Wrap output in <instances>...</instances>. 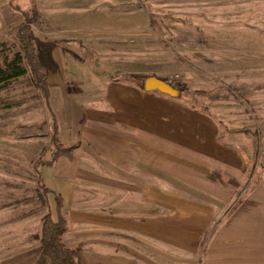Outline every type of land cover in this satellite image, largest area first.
I'll list each match as a JSON object with an SVG mask.
<instances>
[{
    "label": "crops",
    "instance_id": "obj_1",
    "mask_svg": "<svg viewBox=\"0 0 264 264\" xmlns=\"http://www.w3.org/2000/svg\"><path fill=\"white\" fill-rule=\"evenodd\" d=\"M259 5L199 0L197 13L185 8L214 17L216 61L244 56V74L254 75L251 57H264V40L261 33L249 36L256 22L248 23ZM204 25L201 31H207ZM50 53L40 52L41 61L56 64ZM102 90L90 94L103 98L80 104L81 122L69 124L75 133L68 138L76 136L70 146L77 147L68 167L62 165L68 156L40 167L45 186L62 198V242L78 249L81 264H264V182L225 212L237 202L246 157L221 136L218 122L137 85L107 82ZM50 205L54 210L52 195ZM12 242L7 264H14ZM22 247L16 263L45 264L39 242L36 257L29 242Z\"/></svg>",
    "mask_w": 264,
    "mask_h": 264
},
{
    "label": "rangeland",
    "instance_id": "obj_2",
    "mask_svg": "<svg viewBox=\"0 0 264 264\" xmlns=\"http://www.w3.org/2000/svg\"><path fill=\"white\" fill-rule=\"evenodd\" d=\"M198 2L0 0L1 54L11 59L16 51L11 29L22 21V15L13 4L21 9L34 4L41 21L40 28L34 27L38 48L45 54L51 48L56 60L54 64L53 58L51 63L42 59L46 75L50 73L48 106L29 83L28 73L0 83V264L9 262V237L13 238L14 264H20L16 263L18 253L28 242L31 258L37 255L35 245L39 241L34 234L46 209L38 199V179L31 162L42 148H50L49 110L54 113L61 141L70 146L76 136L68 138L75 133L68 127L81 122L80 104L103 98L102 94L92 97L90 93L99 88L103 93L107 82L139 87L138 77L115 80L114 76L153 75L163 79L180 90V96L173 98L218 122L221 136L236 143L246 157L236 201L253 185L264 182V57H251L254 75L244 74L246 64L240 63L244 56L240 61H216L214 17L188 14L185 8L189 5L195 8L190 11L197 13ZM259 4L260 12L249 19V27L256 22L249 36L261 33L264 40V0ZM203 25L207 31L200 30ZM204 38L206 45L199 42ZM62 156H68L62 162L68 167L69 155Z\"/></svg>",
    "mask_w": 264,
    "mask_h": 264
},
{
    "label": "trees",
    "instance_id": "obj_3",
    "mask_svg": "<svg viewBox=\"0 0 264 264\" xmlns=\"http://www.w3.org/2000/svg\"><path fill=\"white\" fill-rule=\"evenodd\" d=\"M13 8L22 15V21L11 29V37L16 47L15 53L11 59L0 51V83L15 79L25 73H28L29 83L38 92L44 103L49 105L50 87L47 82V75L44 71L43 63L40 59V50L38 48L34 27L40 28V14L37 7L32 4L28 9H21L13 4ZM5 45L4 41L1 43ZM143 89L145 75H119L113 79L120 78L134 79ZM51 114V137L50 148H42L36 159L31 162L32 169L38 179V199L40 205L46 209V212L40 218L39 230L34 234V238L39 241V250L41 260L45 264H81V255L77 248L68 246L62 242V236L67 230L65 214L62 210V198L47 188L42 180L40 167L51 166L54 161L64 155L69 154L77 145H64L58 135L57 122L54 113ZM49 153L45 158L44 154ZM50 195L53 196L54 210L50 205ZM240 199L232 206L231 211L239 204Z\"/></svg>",
    "mask_w": 264,
    "mask_h": 264
},
{
    "label": "water",
    "instance_id": "obj_4",
    "mask_svg": "<svg viewBox=\"0 0 264 264\" xmlns=\"http://www.w3.org/2000/svg\"><path fill=\"white\" fill-rule=\"evenodd\" d=\"M143 89L145 91L159 92L170 97H179L181 94L180 90L172 84L153 75L144 79Z\"/></svg>",
    "mask_w": 264,
    "mask_h": 264
}]
</instances>
